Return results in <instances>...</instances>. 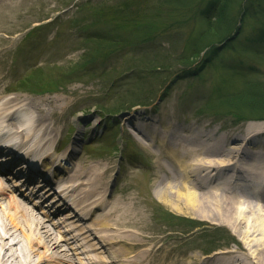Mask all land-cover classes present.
I'll return each instance as SVG.
<instances>
[{
    "label": "rangeland",
    "instance_id": "rangeland-1",
    "mask_svg": "<svg viewBox=\"0 0 264 264\" xmlns=\"http://www.w3.org/2000/svg\"><path fill=\"white\" fill-rule=\"evenodd\" d=\"M141 1L0 0V90L52 101V125L62 129L63 136L80 139L74 146L77 169L97 166V184L110 206H133V217L141 222L136 230L129 216L120 217V207L106 217L118 227L116 231L127 232L115 238L112 249L133 240L146 241L148 264L153 260L171 264L175 255L186 256L190 250L209 254L219 249L211 246L226 240L228 234L199 230L185 214L156 199L155 178L163 173L154 168V157L161 147L157 141L149 147L143 138L147 135L135 132L129 119L156 110L162 121L208 124L220 132L241 130L250 122L264 123V117H237L222 107L210 110L207 106V101L235 94L249 82L264 83V3L237 0L230 10L232 40L221 36V42L210 41L199 57L181 63L198 50L194 46L206 43L198 41L206 19L195 12V2L211 15L214 0H143L138 9L147 14L141 18L149 16L147 20L154 24L136 15L139 23L128 17ZM123 2L128 8L122 14ZM239 8H243L241 17ZM112 12L116 20L109 16ZM36 25L40 29L28 36ZM145 28L149 39L129 45L127 41L141 39ZM101 37L113 42L103 43ZM80 131L88 137L81 150ZM127 137L130 149L123 142ZM132 151L141 155L132 153L128 159L126 153ZM47 223L53 229L45 219Z\"/></svg>",
    "mask_w": 264,
    "mask_h": 264
},
{
    "label": "bare ground",
    "instance_id": "bare-ground-1",
    "mask_svg": "<svg viewBox=\"0 0 264 264\" xmlns=\"http://www.w3.org/2000/svg\"><path fill=\"white\" fill-rule=\"evenodd\" d=\"M51 106L54 107V103L47 98L14 95L4 99L0 92V122L11 123L14 131L4 136L6 141L13 139V145L21 152L32 153L35 149L36 152L42 149L41 152L48 151L47 156L55 158L52 150L57 128L50 119V114H53ZM11 108H15L12 110L15 116L6 120V116L11 114L4 116L2 113ZM137 124L142 128V134L151 136H143L146 144L150 147L157 141L163 151L154 157L155 168L163 173L155 178L156 199L185 214L193 225L201 227L199 230L219 229L228 234L226 240L211 246L219 249L209 254H196L190 250L186 256L175 255L171 264H264V123L250 122L241 130L221 132L219 127L211 128L208 124L183 126L167 122V125L155 124L147 129H143L141 122ZM78 139L73 140V148ZM64 153L68 155L71 150ZM163 159L166 163L161 161ZM70 162L72 165L67 168L75 169L65 182L76 181L79 185L76 189L79 197L77 194L73 203L80 214L87 211L86 217L92 214L93 207L104 203L97 184L98 167L88 165L80 172L77 169L79 161L74 158ZM16 176L17 173L13 177ZM55 179L59 180L60 175ZM53 183L50 181L49 185ZM36 186L38 188L32 195L40 197L43 189ZM7 188L0 180V264H71L72 260L62 250L65 245L78 242L81 233L90 237V243L79 263L146 264L150 254L143 247L146 241L133 240L127 246L112 249L117 244L115 238L127 233L126 229L122 232L112 230L114 223L107 219L120 206L101 212L103 216L90 224H85L78 214L70 213L83 221L72 225L76 232L63 225L64 229L58 223L50 229L42 216L16 196L4 202L2 196H7L4 192ZM10 189L12 193L13 188ZM49 191H45L46 194H50ZM42 201L45 202L44 199ZM119 212L120 217L129 216L135 230L141 227L140 217H133V206L120 207ZM55 213H59L56 208ZM44 215L46 218L49 216ZM66 230L67 233L73 232L67 234ZM153 264L161 262L153 260Z\"/></svg>",
    "mask_w": 264,
    "mask_h": 264
},
{
    "label": "trees",
    "instance_id": "trees-1",
    "mask_svg": "<svg viewBox=\"0 0 264 264\" xmlns=\"http://www.w3.org/2000/svg\"><path fill=\"white\" fill-rule=\"evenodd\" d=\"M143 1V0H142ZM142 1L136 6L135 10L132 12V17L131 15L128 14V17L138 21L139 23V18L137 17H142L146 13V10L142 11L139 10L138 7L139 5L142 4ZM237 0H214V5H210V10L212 11L211 15L205 14L203 12V8H200L198 2H195V12L199 13L201 12L205 19V30L203 31L204 34L200 36V39H198L199 42H205V45L201 46H194V49L197 50L195 53H192L191 56L187 55L184 58L180 60V62H185L188 63L190 60H194L195 58L199 57L200 53L204 50L205 47L211 46V44H208L211 42H221L222 39L219 37L223 36V40H232L233 36L230 35V33L233 32V29L230 24V10H232V7L236 3ZM264 3V0H261ZM132 2V1H131ZM240 2V1H239ZM128 4L123 2L122 5L120 6V13H125L127 12ZM245 9V8H244ZM240 10V17L242 16L241 12L243 8H239ZM158 14V10L155 15ZM113 19H115L112 14H110ZM209 15V16H208ZM158 16V15H157ZM236 16V14H234ZM149 16H145L141 18V20H144L146 24H154L151 21L152 20H147ZM196 19V17H194ZM214 18V19H211ZM144 22V23H145ZM142 27V26H141ZM149 28V27H148ZM141 31V29H139ZM224 32V33H223ZM211 37L209 38V36ZM227 37V38H226ZM226 38V39H224ZM104 39L103 43H111L113 42V39L110 37H103ZM149 39V29L147 30L146 28L143 29V34L142 37L139 41L136 42H130L127 41L130 44H138L140 41H146ZM216 39H219L220 41H217ZM198 44V43H197ZM126 45V43H125ZM128 46V45H127ZM218 49V48H217ZM188 56H190L188 58ZM167 61V60H166ZM165 61V62H166ZM162 67L165 66V63L161 64ZM208 109H217V108H223V110L227 111V113H235V115L238 117H264V83L258 82V81H253L249 82L246 84V87H244L241 91H238L235 94L232 95H223L222 97H218L212 102H207Z\"/></svg>",
    "mask_w": 264,
    "mask_h": 264
}]
</instances>
